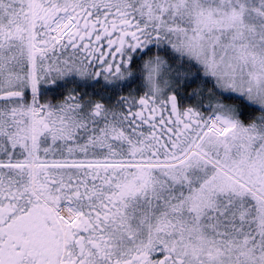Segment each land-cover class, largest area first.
Returning a JSON list of instances; mask_svg holds the SVG:
<instances>
[{
    "label": "snow or ice",
    "instance_id": "snow-or-ice-1",
    "mask_svg": "<svg viewBox=\"0 0 264 264\" xmlns=\"http://www.w3.org/2000/svg\"><path fill=\"white\" fill-rule=\"evenodd\" d=\"M0 264H264V0H0Z\"/></svg>",
    "mask_w": 264,
    "mask_h": 264
}]
</instances>
